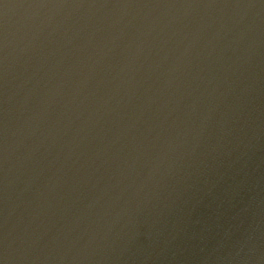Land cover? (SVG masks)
I'll list each match as a JSON object with an SVG mask.
<instances>
[{"label": "water", "instance_id": "water-1", "mask_svg": "<svg viewBox=\"0 0 264 264\" xmlns=\"http://www.w3.org/2000/svg\"><path fill=\"white\" fill-rule=\"evenodd\" d=\"M0 264H264V0H0Z\"/></svg>", "mask_w": 264, "mask_h": 264}]
</instances>
